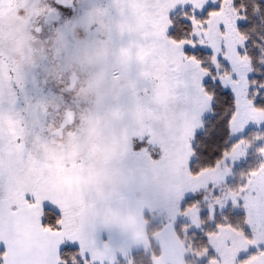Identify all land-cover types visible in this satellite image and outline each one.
Wrapping results in <instances>:
<instances>
[{
  "label": "snow or ice",
  "instance_id": "1",
  "mask_svg": "<svg viewBox=\"0 0 264 264\" xmlns=\"http://www.w3.org/2000/svg\"><path fill=\"white\" fill-rule=\"evenodd\" d=\"M117 2L119 19L96 57L112 93L79 126L75 110L57 109L60 123L41 127L56 147L36 143L23 115L24 83L0 53V264H134L133 248L148 252L153 242L151 264H188L186 254L205 264H264V77L248 78L249 36L238 27L247 5L218 0L200 16L207 0ZM78 3L51 0L58 29L76 18ZM177 6L187 8L180 34L169 14ZM261 8L264 0H255L253 11ZM198 47L209 49L206 58L192 51ZM209 81L227 97L225 146L190 167L202 116L216 114ZM249 122L258 130L229 143ZM250 149L255 162L234 172ZM229 202L239 219L223 213ZM153 211L164 222L149 232ZM178 217L187 222L178 225ZM192 229L202 234L198 247Z\"/></svg>",
  "mask_w": 264,
  "mask_h": 264
},
{
  "label": "rangeland",
  "instance_id": "2",
  "mask_svg": "<svg viewBox=\"0 0 264 264\" xmlns=\"http://www.w3.org/2000/svg\"><path fill=\"white\" fill-rule=\"evenodd\" d=\"M50 3L51 0H4L0 6V53L8 60L10 67L18 70L22 78L24 93L29 98L30 105L23 115L29 129L33 131L36 143L41 147L51 148L57 146L54 138L42 132L41 127L60 123L57 109L75 110L83 118L78 120L79 126L89 116H94L102 98L112 93L111 86L104 82L103 65L96 57L104 50V45L99 41L105 38L109 26L119 19V5L117 0H79L76 18L68 26L58 29L55 14L50 11ZM217 6L218 0L216 4L207 0L204 11ZM18 9H24L22 15L17 14ZM184 10L187 8L177 6L170 11V17L176 18ZM204 11L197 14L201 15ZM38 25L43 28L40 33L34 31ZM47 38L48 42L45 41ZM198 49L209 52V49L199 47L192 51ZM57 50H60L59 55ZM251 73H248V78ZM72 74L78 77V81L73 90L68 91ZM59 75L61 79H58ZM23 103L21 99V105ZM209 114L206 111L202 119ZM253 128H257L256 125L249 122L244 133ZM244 133H237L231 140ZM55 139L58 140L59 137ZM65 142L67 143V138ZM123 150L122 148L121 151ZM191 160L192 157L190 162ZM242 162L243 159L238 161L234 168ZM231 178L229 176L227 182ZM187 196L191 198L190 193ZM237 210L229 202L222 211L229 215ZM206 211L205 208L204 212ZM149 220L152 224H161L164 217L153 211ZM186 222L182 217L177 219V224ZM209 226L212 225L206 224L204 227L210 228ZM193 257L195 259L192 264H205L203 259Z\"/></svg>",
  "mask_w": 264,
  "mask_h": 264
},
{
  "label": "trees",
  "instance_id": "3",
  "mask_svg": "<svg viewBox=\"0 0 264 264\" xmlns=\"http://www.w3.org/2000/svg\"><path fill=\"white\" fill-rule=\"evenodd\" d=\"M244 2L247 5L246 15L248 18L246 20L239 21L238 27L241 31L245 32L249 36V39L245 42V48L247 49L248 54L252 57L253 70L251 71L252 73L249 77V80L256 79L259 81L262 77H264V63L260 62L261 59H264V54L261 53L260 48L256 45H264V41L259 40V36H264V19H262L264 18V8H261L259 12H254L253 3L255 0H244ZM207 9L200 16L205 15ZM181 13L182 11L178 13L176 18H173L174 34H180L188 26V22L183 19ZM194 52L204 57H207V54L209 53L207 51L204 52L201 49H198ZM208 87L210 90L215 89L218 93L216 100V114L213 115V113L210 112V114L203 119L205 121V127L197 132V140L194 141V144L199 147V151H197V153L192 156L190 167H199L206 162H210L213 159L214 154L218 153L220 149L225 146L223 143L224 125L220 119L221 113L228 106L226 104L227 97L220 95V93L225 90L220 89L218 85L213 84L211 81H209ZM260 99V97H257V100ZM257 130V128L249 129L243 135H249ZM231 141L233 140H230L229 143H231ZM254 162L255 156L253 151L250 149L248 157L243 159V162L239 166H236L233 171L238 172L240 169L247 168ZM237 179L238 176L234 175L228 181V183L234 184L236 183ZM229 216L234 220L239 219L240 210L238 209L236 212L229 213ZM159 225L160 224L150 223L149 232H151L154 228L159 227ZM192 233H195V235H192ZM189 236L193 247H198L202 242V234L200 231H191ZM153 250L158 251L154 242L152 248L149 249L148 252H145V250H140L132 253L131 255L133 256L134 264H151L150 253ZM194 259L195 258L191 254H187L185 258V260L188 261V264H192ZM120 264H123V261H120Z\"/></svg>",
  "mask_w": 264,
  "mask_h": 264
},
{
  "label": "water",
  "instance_id": "4",
  "mask_svg": "<svg viewBox=\"0 0 264 264\" xmlns=\"http://www.w3.org/2000/svg\"><path fill=\"white\" fill-rule=\"evenodd\" d=\"M67 2V0H66ZM57 65H59V63H57ZM58 79H61V75L58 76ZM78 81V77L75 76L74 74L71 75V77L69 78V85L67 87L68 91L73 90V88L75 87L76 83ZM74 85V86H73ZM58 137V136H57Z\"/></svg>",
  "mask_w": 264,
  "mask_h": 264
},
{
  "label": "crops",
  "instance_id": "5",
  "mask_svg": "<svg viewBox=\"0 0 264 264\" xmlns=\"http://www.w3.org/2000/svg\"><path fill=\"white\" fill-rule=\"evenodd\" d=\"M146 214H147V212H146ZM114 244H119V239L118 238L116 240H114ZM140 250H144L143 245H140L138 247H134L132 253H134L136 251H140ZM170 256H171V253L166 250V252H165L166 259L170 258ZM186 256H187V254L185 255V258H186Z\"/></svg>",
  "mask_w": 264,
  "mask_h": 264
},
{
  "label": "flooded vegetation",
  "instance_id": "6",
  "mask_svg": "<svg viewBox=\"0 0 264 264\" xmlns=\"http://www.w3.org/2000/svg\"><path fill=\"white\" fill-rule=\"evenodd\" d=\"M46 42H48L49 40H48V38L45 40ZM59 82H61V81H59ZM68 87V86H67Z\"/></svg>",
  "mask_w": 264,
  "mask_h": 264
}]
</instances>
